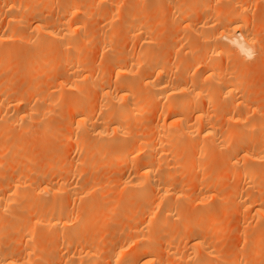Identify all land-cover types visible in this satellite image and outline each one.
<instances>
[{
    "label": "bare ground",
    "instance_id": "bare-ground-1",
    "mask_svg": "<svg viewBox=\"0 0 264 264\" xmlns=\"http://www.w3.org/2000/svg\"><path fill=\"white\" fill-rule=\"evenodd\" d=\"M152 1L0 0V54L25 60L21 74L29 75L13 99L5 92L11 86L0 89V169L9 166L0 173V264H35L36 258L44 264H253L259 258L264 264V250L245 257L222 244L233 232L225 221L233 212L238 214L237 223L232 219L235 238L244 234L246 240L249 230V235L264 232V178H257L264 163V114L247 104L252 92L245 79L218 61L230 53L243 59L255 55L248 12L241 0H205L216 18L213 25L222 30L211 36L214 45L190 55L191 62L180 60L169 68L151 52L147 19L158 0ZM174 1L165 0L166 8L177 10L185 31L194 26L192 37L199 41L197 29L207 23L194 24L198 9ZM207 1L220 3L224 11ZM91 13L100 22L95 38L85 34ZM118 36L130 39L132 47L122 48ZM183 37L188 41L191 35ZM93 42L108 56L100 69L92 64L91 51L90 58L83 52ZM22 43L32 52L20 54ZM88 88L93 100L85 96ZM16 129L24 136L34 129L53 130L52 136L71 143L78 157L67 160L66 153L63 158L54 144L47 152L49 166L45 161L44 168L30 167L32 157L23 154L20 135L11 134ZM221 148H227L225 158H217ZM217 161L228 165L216 168ZM105 163L115 176L97 175ZM207 164L211 169L200 174ZM218 168L224 173L219 175ZM56 171L61 174L52 180ZM230 177L237 182L229 190L220 179ZM220 187L225 190L218 195ZM104 192L118 195L108 212L97 196ZM114 224L119 226L110 231V244L98 240ZM43 235H49L46 244L52 247L40 245ZM6 240L12 246L4 250ZM17 245L23 247L20 256L14 255Z\"/></svg>",
    "mask_w": 264,
    "mask_h": 264
},
{
    "label": "rangeland",
    "instance_id": "rangeland-1",
    "mask_svg": "<svg viewBox=\"0 0 264 264\" xmlns=\"http://www.w3.org/2000/svg\"><path fill=\"white\" fill-rule=\"evenodd\" d=\"M154 1H156V0H153L152 2H154ZM158 1H159V3H158ZM158 1H156V3H153V4H155L154 6H153V10L152 9H149V13H150V18L149 19H147V24H148V26L152 29V34H151V38H152V46H151V48H152V50H151V52H152V54H153V56H157V57H163V59H164V61H165V64H166V66L167 67H169V68H173V67H175L176 65H180V60H183V61H185V63H187L189 60H190V62L192 61L191 60V57H193V55H195L196 53H198V52H200L201 51V48L203 49V47L205 48L206 46H211V45H214V43H213V41H211V36H213L214 34V32H218V31H221L222 29L220 28V27H218V26H216L215 27V25H213V21L216 19L215 17H214V15H213V13H211L209 10H207L206 8H205V5H206V1L205 0H175L176 2H179V4H181V2L183 3L184 1V4L183 5H181L183 8H189L190 9V11H191V9H198L197 11H196V14L197 13H199L198 15H197V17H195L196 19H195V22H194V24H198L199 22H202V21H205V23H207L204 27H203V29H197L198 31L196 32V34L199 36V41H196V39L194 40V38L192 37V36H196V35H193L192 34V32L191 31H193V28H195L194 26H193V28L191 27V28H189L187 31H185L184 29H183V27H184V25L186 24V22H184V21H182L179 17H178V14H177V10H172V11H170V9H168V8H166L167 7V2H165V0H158ZM168 1V0H167ZM174 1V2H175ZM194 1H197V4L199 5L198 6V8H194L193 7V2ZM242 1V6H243V8L245 7L246 8V10H247V16H248V21H249V30H250V35H251V37L252 38H255L256 39V43L254 44V48H255V55L253 56V58H245L244 57V59H243V55H239V58L238 57H236L234 54H232V53H230L229 55H224V56H222V57H220V58H218V61L220 62V64L223 66V68H226L228 71L230 70V72H233L234 74H235V76H239V75H241V79H242V77H243V79H245L244 81V83H247L246 84V86H247V92H252V93H246L247 94V97H248V101H246L247 102V104H248V102H250V104H249V107H250V105L251 106H257V108H259L260 110H262L263 112H262V114H264V100L262 99V98H264V97H262V95L261 94H263V96H264V61H263V59L261 60V58L262 57H259V56H262L261 54L262 53H264V0H241ZM243 1H244V3H243ZM38 1H36L35 3H37ZM34 3V2H33ZM126 3H127V1H126ZM207 3L209 4V5H211V7H215L216 6V8L217 9H215V10H218V6H219V9H220V11H224V8H225V6L223 7V5L221 6V4L220 3H211L210 4V2L209 1H207ZM127 4H132L131 2H129V3H127ZM166 4V5H165ZM217 4H218V6H217ZM160 5H162V7H160ZM38 6H42V4H38ZM156 6V7H155ZM158 6V7H157ZM148 8H149V6H147ZM154 9H156V10H154ZM55 10V8L53 9V11L52 10H48L47 11V13L49 14L50 12L52 13H50L51 15H53V13L55 14V12L56 11H54ZM213 10V9H212ZM46 13V14H47ZM49 14V15H50ZM90 18H88V20H86L84 23L86 24H84L85 26V28H86V30H85V34L87 35L88 34V36L90 35V36H92V37H94L93 35L94 34H96V30H99L100 29V27H98V26H100V24H98V23H100L99 22V19H98V17H96V14H93V13H91V15L89 16ZM92 17H93V19H92ZM118 20V19H117ZM96 22V23H95ZM198 22V23H197ZM216 22V21H215ZM87 24H89V28H90V26H91V28L90 29H93V31H91L90 32V30H89V28H87ZM118 24V23H117ZM150 24V25H149ZM97 26V27H96ZM115 26L117 27V26H119V25H116L115 24ZM211 26V27H210ZM96 28V29H95ZM214 28V29H213ZM213 29V30H212ZM95 30V31H94ZM86 31H87V33H86ZM89 31V32H88ZM122 31H118V33H119V35L121 34V35H124V32H122ZM92 33V34H91ZM212 33V34H211ZM191 35V37H189L188 38V41L187 40H185L184 39V37H183V35ZM210 36L209 38V40L211 41H209L208 40V36ZM206 37V39L205 38H203V37ZM119 37V36H118ZM122 38H120L119 37V40H120V42H121V45L123 44V46H122V48L124 47H127L128 48V50H129V47L131 48L132 46V44H133V42H131L130 41V39H126V38H124V40L122 41V39H123V37L124 36H121ZM95 38V37H94ZM125 39H126V41H125ZM213 40V39H212ZM128 44H127V43ZM132 43V44H131ZM211 43H213V44H211ZM93 44H95V45H93ZM126 44V45H125ZM93 45V46H92ZM125 45V46H124ZM91 48H90V47ZM208 46V47H209ZM19 47L20 48H18V50L20 51V54H26V53H28V52H32V50H30L31 48H28V50L29 51H26L27 50V47H25L24 48V45H23V43H22V45L20 44L19 45ZM88 47V48H87ZM86 48L89 50V51H87V49L85 48L84 49V53L86 52L87 54H85V55H89V52H90V57L91 56H93L94 57V59L91 57H89L92 61L94 60V62L92 63L93 65H95L94 67H97V69H100L101 68V66L103 67V65L106 63V59H107V53H106V55H104L105 54V51H100L99 50V48H98V46H97V43L96 42H93L91 45H88ZM126 48V49H127ZM150 48V49H151ZM199 48V49H198ZM22 49V50H21ZM92 49V50H91ZM94 49L96 50V51H94ZM198 49V50H197ZM198 52H197V51ZM200 50V51H199ZM94 51V52H93ZM23 52V53H22ZM93 52V53H92ZM96 52V53H95ZM192 52H193V54H192ZM95 53V54H94ZM156 53V54H155ZM2 55V56H1ZM14 55V54H13ZM95 55V56H94ZM97 55V56H96ZM99 55V56H98ZM161 55H163V56H161ZM190 55H191V57H190ZM0 56H1V58H0V60H3V62H2V66H3V68H1V69H3V70H6V71H2L1 69H0V89H1V87L3 86H5V84L6 85H8V86H11V87H6V93H7V95L9 96V98L10 99H13L15 96H18V94H19V91L21 90V89H23L25 86H26V83H27V79L29 78V75H24L23 73L21 74V69L23 68V66L26 64L25 63V60H23V59H20V57L19 56H15V58H17V59H15L14 57H12L11 58V56H12V54H10L9 56H6L7 58V60H5V56H4V54H0ZM258 56V57H257ZM106 59H105V58ZM103 58V59H102ZM187 58V59H186ZM193 59V58H192ZM178 60V61H177ZM188 60V61H187ZM7 61V62H6ZM13 61V62H12ZM182 61V62H183ZM263 61V62H262ZM97 62V63H96ZM170 64H169V63ZM178 62V63H177ZM12 63H14L15 64V67L13 66V64ZM95 63V64H94ZM104 63V64H103ZM168 63V64H167ZM189 63V62H188ZM6 64H8V65H6ZM103 64V65H102ZM19 65V66H18ZM170 65L171 66H173V67H170ZM6 67H8V68H6ZM204 67V66H203ZM13 68V69H12ZM16 68V69H15ZM204 68H202V72L204 71L203 70ZM11 70H13V71H11ZM12 72H15L14 74L12 73ZM190 72L188 71V75L190 76V74H192V72L189 74ZM236 73L238 74V75H236ZM241 73V74H240ZM20 74V75H19ZM46 75V81H50L51 80V78L52 77H50V74H49V72H48V74L46 73L45 74ZM8 76L10 77V78H8ZM204 76H206V75H203V78H204ZM21 77V78H20ZM49 77V78H48ZM8 79V80H5V79ZM202 78V77H201ZM14 79V80H13ZM15 79H17V80H15ZM3 80V81H2ZM5 81H6V83H5ZM13 81V82H12ZM15 81V82H14ZM2 82V83H1ZM9 83V84H8ZM42 87V85H39V87ZM249 86V87H248ZM8 88V89H7ZM4 89H5V87H4ZM92 89L91 88H88V89H86V91H85V96H89V98H91V100H93V92L91 91ZM256 90L258 91V92H256ZM263 90V91H262ZM13 92V94H12V92ZM254 91V92H253ZM261 91V92H260ZM91 92V94H89ZM263 92V93H262ZM255 93H257V95L255 94ZM10 94V95H9ZM87 94V95H86ZM253 94H255V95H253ZM87 96V97H88ZM83 97H84V94H83ZM82 97V99H84ZM86 97V98H87ZM259 98V99H258ZM221 100V99H220ZM219 100V102L220 103H222V100L220 101ZM254 100V101H253ZM263 100V101H262ZM147 115V117H146V119L147 120H149V118L150 117H148V115H150V114H146ZM56 119H60L59 117L57 118L56 117ZM62 121H63V119H61ZM61 120H60V122H61ZM226 124H227V122H225ZM226 124H224L223 123V127H224V129L226 128ZM40 129V128H39ZM39 129H34L33 130V134H34V136H33V134L31 133V134H29V135H27V134H25V136H24V133H22V134H20V130L19 129H16V130H14V131H11V134H16L17 132V134L18 135H20L19 137H18V139H20L21 140V150L23 151V154H25L26 156H29V158H31L30 159V163L32 162V164H30V167H36V169H40V167H42V168H44L43 167V165H44V163H46L45 161H48L49 163H48V165H47V163L44 165L45 167L46 166H49L50 165V163L52 162L51 160L49 161V159L48 158H50V156H48V154H47V152L50 150V149H53L54 148V144H55V146H59V145H61L62 143H64V144H62L61 146H57L56 148L57 149H59V150H61L62 151V155H63V158H65V155L64 154H66V156H67V160H72V159H75L76 157H78V156H75V155H78V153L76 154V152L75 151H73L74 149H72L73 148V146H72V144L71 143H65L60 137L61 136H59V135H57L56 137H54V136H52V132H53V130L52 131H47V132H41V130L39 131ZM19 130V131H18ZM36 130L37 131H39V132H36ZM35 131V132H34ZM258 132L259 131H257V134H258ZM40 135H39V134ZM42 133V134H41ZM44 133V134H43ZM16 134V135H17ZM35 134H37V135H39V136H41V138H42V140H41V138L40 137H38V136H35ZM48 137H47V136ZM50 135H51V137H50ZM30 136V137H29ZM33 136V137H32ZM27 138V139H26ZM44 138V139H43ZM32 139V140H31ZM51 139H54V140H51ZM52 141V142H50V141ZM59 141V142H57L56 143V141ZM60 140L62 141V143L60 142ZM0 141H2V136H0ZM30 141V142H29ZM39 141V142H38ZM43 141H45L44 143H46V145H47V148H46V146L44 145V143H43ZM25 142V145L23 144ZM55 142V143H54ZM31 143V144H30ZM51 145H50V144ZM59 143V144H58ZM38 144H39V146H38ZM43 144V145H42ZM50 146H49V145ZM53 144V145H52ZM68 144V145H67ZM28 145L30 146L29 148H28ZM33 145V146H32ZM23 146V147H22ZM49 146V147H48ZM70 148H69V147ZM72 146V147H71ZM51 147V148H50ZM63 148V149H62ZM55 149V148H54ZM53 149V150H54ZM65 149V150H64ZM18 151H20V150H18ZM220 151H222L221 152V155L222 156H220L219 154H217V152L219 153V151L217 150V152H215L216 153V155H217V158H225L226 157V154L225 153H227V148L225 149V148H221L220 149ZM21 152V151H20ZM46 152V153H45ZM65 152V153H64ZM22 153V152H21ZM45 154H47V160H46V157H45ZM72 154V155H71ZM31 156V157H30ZM74 158H73V157ZM219 156V157H218ZM43 157V158H42ZM70 157V158H69ZM41 158V159H40ZM45 158V159H44ZM38 161H37V160ZM35 162V163H34ZM25 164L27 163V162H24ZM28 163H29V160H28ZM27 163V166L29 165ZM95 163H96V161H95ZM217 163H218V166H216L217 165ZM226 164V163H225ZM225 164L224 163H220L219 161H217V162H215L214 163V167L216 166V168L217 167H219L220 169H221V167H223V166H225ZM228 164H226V166H227ZM39 168H38V167ZM209 166H210V168H209ZM225 166V167H226ZM8 165L7 166H4V167H2L1 169H0V173L1 174H4V173H6L7 171H8ZM29 167V166H28ZM205 168H206V166H204ZM203 167V170H202V172H200L201 171V169L202 168H200V169H198V171H197V173H199L200 172V174H202L203 172H206V170L208 171V170H210L211 169V167H212V164H207V167L208 168H204ZM225 167H223V169H225ZM259 167H261L262 169H260L261 170V173H262V176L259 178V177H257L258 179H260L261 181H262V179L264 178V163L261 165L260 164V166ZM7 168V169H6ZM218 168V170L219 171H217V172H219L218 174L219 175H221V173L223 174L224 172H221V170ZM7 171H6V170ZM48 169V168H47ZM110 169V168H109ZM108 169V165H107V163H105L104 164V167H101V168H99L98 170H97V175L99 174V176H100V178H111V177H113V176H115V175H112V176H110L111 175V173H113V171L112 170H109ZM5 172H4V171ZM2 171V172H1ZM112 171V172H111ZM223 171V170H222ZM110 172V173H109ZM221 172V173H220ZM56 173L57 174H53L52 176V180H55V179H57V177H59L60 176V174H61V172H59V171H56ZM0 174V175H1ZM114 174H116V173H114ZM228 178V177H227ZM227 178H225L226 179V181L222 178V179H220V181L222 182V186H225V188H226V186H227V189H231V188H233L234 186L233 185H236V184H234V181H236L237 182V180H234V177H230V179L228 180ZM236 179V178H235ZM260 180H256V181H260ZM220 184V183H219ZM220 185V186H221ZM262 185L264 186V181H262ZM262 185L260 186V187H262ZM233 186V187H232ZM230 187V188H229ZM221 188V190L220 191H218L217 190V194L218 195H221L224 191L222 190V188L224 189V187H220ZM218 189V188H217ZM264 189V188H263ZM225 190V189H224ZM109 193V194H108ZM113 192H107V197L108 196H111V197H106V195H104L105 194V192L104 193H98V195L97 196H99V194H101L100 196H99V198H101V199H104V201L103 200H100V203H103V204H100L101 205V210H104L103 208H107V212H108V210L109 209H111L112 207L111 206H113L112 204L114 203L113 201L118 197V195H115V197H114V195H111ZM221 193V194H220ZM102 195H103V197H102ZM108 200H107V199ZM110 198H113V199H110ZM108 203V204H107ZM110 203V204H109ZM112 203V204H111ZM106 205H108V206H106ZM106 206V207H105ZM96 208H99V204H98V206L96 207ZM94 210H95V208H94ZM100 209H98V211H99ZM97 211V210H96ZM105 212V211H104ZM107 212H105V213H107ZM99 215V214H98ZM229 215V217H232V219L234 218V217H237V219L236 218H234V221L235 220H238V214H236L235 212H233V213H230V214H228ZM228 215H226L225 216V218H227L228 217ZM223 217V216H222ZM4 219V216H2L1 217V219ZM225 218L223 217V219L225 220ZM232 219H230V218H227L225 221L227 222V228L228 229H230L231 231H233V232H231V233H229L228 235H227V239H226V237L224 238V239H226V240H224V239H222V244H225L226 246H224L223 245V247H226V248H228V249H230L231 248V250H233L234 252L236 251V252H238V253H240V251H241V253L246 257L247 255V253L248 254H250V251H258L259 250V252H261V251H263L264 250V232L263 231H261L260 229H257L256 231H254V233L252 234V235H249L250 234V230H249V232L247 233V236H248V238H246V240H243L245 237L243 236L244 234H242L241 236H242V238H241V236L240 237H238V238H235V237H237V235H236V233H235V227H236V229H237V222L235 223V222H233V220ZM102 222H103V224L104 225H106V223H104V221H107V219L105 220L104 219V221L103 220H101ZM98 222V221H97ZM101 222V223H102ZM231 222L233 223V224H231ZM235 223V224H234ZM112 226V227H111ZM107 225L106 226V232H104V233H102V234H100V236L98 237V240L100 239V241H103L104 243H106L107 244V242L109 241V240H111V239H109V237H110V235H111V232H114L117 228H118V226H117V224H116V226H115V224H114V228H113V225ZM234 226V227H233ZM109 228H111V230L109 229ZM235 230V231H234ZM111 231V232H110ZM105 233L106 234H108L109 236H107V235H105ZM252 233V232H251ZM246 235V234H245ZM43 236H45V237H43ZM43 236H41V238H38V240H39V242H40V240H41V242H40V245L42 246V247H45V245L46 246H49L50 244H46L48 241H50V240H48V239H51V238H49V235L48 236H46V235H43ZM228 236H229V238H228ZM246 236V237H247ZM46 237H47V240H46ZM102 237V238H101ZM105 238V239H104ZM239 238H241V239H239ZM35 239V238H34ZM109 239V240H108ZM55 240V241H54ZM54 240L52 241V243H56L57 242V240L54 238ZM7 241V240H6ZM107 241V242H106ZM225 241H226V243H225ZM5 242V241H4ZM4 242H3V244H4ZM103 242L101 243L102 245V249L103 250H105V249H107V246H106V244H104L105 245V247L103 246ZM8 243V244H7ZM7 243H5L4 245H3V249L5 250V249H8V248H10L11 246H12V243L11 242H8L7 241ZM10 243V244H9ZM243 243L245 244V246H243ZM109 244H110V241H109ZM242 244V245H241ZM108 245V244H107ZM228 245V246H227ZM230 245V246H229ZM238 245H241V246H239L238 247ZM51 247H52V245H50ZM237 246V247H236ZM243 246V247H242ZM22 246L21 245H17V246H15L14 248H16V253L14 254V255H16V256H20L21 254H22V249H23V247L21 248ZM42 247H40V248H42ZM234 247V248H233ZM47 248H49V247H46V249ZM43 249V248H42ZM42 249L41 250H39V251H42ZM50 249V248H49ZM235 249H237V250H235ZM241 249V250H240ZM102 250V252L103 253H105V251H106V253H107V250H105V251H103ZM239 250V251H238ZM47 251V250H46ZM243 251V252H242ZM43 252V251H42ZM52 252H53V250H52ZM101 252V253H102ZM36 253H38V251L36 252ZM45 252H43L42 254H44ZM50 253H51V251H50ZM245 253V254H244ZM39 257L41 256V252H39ZM47 255H48V253H47ZM101 255H103V254H101ZM48 256H50V254L48 255ZM47 256V257H48ZM44 257L45 256H43V259H44ZM47 257L45 258V259H47ZM42 259L41 258H36V261H35V264H44V262H43V260L41 261ZM256 260V261H255ZM252 263L253 264H263V261H262V259H259V258H257V259H254V260H252ZM46 264V263H45Z\"/></svg>",
    "mask_w": 264,
    "mask_h": 264
}]
</instances>
